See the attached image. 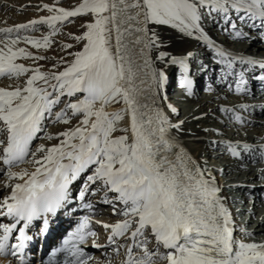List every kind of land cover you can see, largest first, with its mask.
<instances>
[{
    "label": "snow or ice",
    "instance_id": "6c2138e0",
    "mask_svg": "<svg viewBox=\"0 0 264 264\" xmlns=\"http://www.w3.org/2000/svg\"><path fill=\"white\" fill-rule=\"evenodd\" d=\"M59 3L60 0H56V4ZM129 6L141 8L140 4ZM142 7V24L167 25L187 36L198 33L209 48L215 49L217 63L226 69L231 70L233 63L239 60L249 67L264 70V61L234 56L218 47L204 34L200 23L205 17L217 23L222 20L226 26L224 31L231 28L233 36L242 37L245 33L237 30L236 22L239 21L264 34V0H142ZM108 8V0H82L72 10L44 5L43 9L50 15L30 21L33 27L49 26L51 35H55L57 25L69 18L88 14L94 18L93 22L83 25L87 29L83 35L74 37L77 42L86 41L82 50L72 54L74 60L64 71L51 76L16 63L20 58L43 59L16 47L21 40L34 48H47L51 44L50 36L42 41L19 35L11 38L13 32L28 30L29 25L0 29V34L9 37L0 39L3 44L0 47V77L14 79L29 71L33 73L23 88H0V122L7 131L0 162L8 168L9 181H22L5 184V188L11 187V193L0 199V218L10 221L0 222V255L22 257L31 239L27 230L32 222L45 217L47 231V215H56L58 209L70 202V186L83 176L85 183L79 192L80 200L85 199L86 193L95 195L98 188L112 194L111 199L106 195L102 202L112 204L113 213L125 217L113 225H103L111 232L109 244L126 235L131 241L124 264H158L159 260L167 264H264V242H255L254 234L246 229L240 237L234 234L232 217L218 195L219 190L205 177L204 169L183 151L176 154V164L169 163L165 167L164 162L157 160L151 136L158 133L159 140L168 144L169 127L178 128L179 125L170 126L163 112L157 110V127L146 131L145 123L150 126L152 120H142L140 107L131 95L133 90L121 84L125 80V68L117 59L124 57H113L108 47L105 34L108 18L103 15ZM138 31L144 32L147 48L160 47L155 33L149 34L146 27ZM167 55L160 52L157 59L165 61ZM170 62L185 66V61L176 57ZM233 74L228 72V75ZM127 79L131 83V73ZM165 79L163 71L158 76L152 72L154 85L162 88ZM38 82H43V86ZM238 83L237 91L246 92L242 75ZM190 85L191 81L185 78L182 86L190 89ZM78 93L84 94L82 99L77 97ZM64 97H75L76 102L72 99L65 102ZM121 101L124 104L121 110L113 113L105 110ZM62 103L64 107L54 112ZM69 111L71 117L82 116L79 124L56 137L46 136L48 140L59 139L60 142L48 148L40 145L32 152L30 145L38 138L45 121L51 119L55 123L69 124ZM125 116L128 124L121 128L119 124ZM235 119L241 121L242 118L236 115ZM117 132L124 134L114 135ZM239 147L247 149L248 145ZM228 150L233 156L239 155L232 145H228ZM37 154L42 155L36 158ZM29 155L32 159L26 160ZM25 162L33 164L34 171L11 170ZM117 205L122 207L117 208ZM87 227L85 220L73 234L78 243H83L86 235L95 236L94 232L85 233ZM14 233L17 242L10 244ZM149 233L157 245L151 251L147 247ZM160 246L166 250L164 253L159 252ZM93 247L100 245L93 242ZM136 251L142 255H135ZM73 255L78 258L77 264H87L86 259H79L85 255L79 248L74 247ZM21 264H26L23 258Z\"/></svg>",
    "mask_w": 264,
    "mask_h": 264
},
{
    "label": "bare ground",
    "instance_id": "6f19581e",
    "mask_svg": "<svg viewBox=\"0 0 264 264\" xmlns=\"http://www.w3.org/2000/svg\"><path fill=\"white\" fill-rule=\"evenodd\" d=\"M118 1L120 0H110V7L108 10L110 9L111 12L117 10V8L114 6H117ZM130 2L132 4L141 5V8L139 9L134 7V10L137 12V14L140 13L138 15L140 19L138 22V28L141 29L146 27L150 30L149 34L155 33L158 37L160 47L153 45L151 49L147 48L146 38L143 31H139L138 34H136V40H134L135 43H132V46H125L124 39L122 41H118L119 43L117 42L118 54L124 57V59L120 62L123 63L125 68V80L121 82L122 86L124 88H131L133 90L131 95L137 106L142 104L143 108H145L150 103L147 99L150 92L146 90L144 87L145 84L142 81V78H140L142 77L140 76L141 69L145 68V66L142 67L141 65V53L144 55L147 54V60L149 59L148 63L150 62L153 70L157 73V76L161 71L164 72L165 76L170 77L171 75H174V71L180 68L183 70L185 77L181 80L184 81L185 78H187L191 81V85L189 89L188 87H184L180 84L181 86L177 91V99L179 100L181 96H183L184 90H186L191 97V102L185 106H182L178 110L179 115L177 114V116H179V119L177 122L171 124L168 121L170 126L179 125V127H169L167 139L170 138L175 140L178 145L188 154V156L191 157L192 161H195L197 165L205 170V177L211 180L213 183L216 182V180L213 177L214 174L212 170L208 168V157L215 159L214 165L217 168L218 173H221L219 176V179L221 180V188L219 189L218 186L217 189L219 190L218 195L222 203L228 209L229 214L233 219H235V221L236 217L241 214V218L236 221L237 226L240 227V230L242 228V230L246 229L248 233H253L255 242H264V190H257L262 188H258V184H256L257 179H264V147H262L264 146V119L261 120L263 124L260 125L259 130L257 129L254 131L253 128L250 127V125H256L252 124V121H257L259 123L260 118L256 119V116H259L258 110H260L261 113V110L264 111V109L256 105L257 103H264V94H261V99H257V102H253V100L249 97V92L252 91V87L255 85V83L264 81V78H261V80L258 78L262 75L264 76V70L260 69L259 67H249L248 65L241 63L239 60L233 63L231 70L226 69L223 65L217 63L218 57L215 56V49L209 48L207 41L201 40L198 33L194 32L192 36H187L184 33H181L178 29H174L167 25H155L151 23L144 25L141 23L143 20L144 11L142 7V0H126V2L123 3L127 10L128 8L130 9ZM123 3L121 1V4ZM201 11L204 10L202 9ZM119 12L121 13V9L120 11L117 10L114 12V15L122 19ZM128 12L129 13H126V15L130 17L127 19H133L134 16L131 15L130 10ZM200 23L204 34L218 47L225 48L234 56H243L246 58L261 56L259 59L264 61V34H262V30L260 31L258 29H253L249 26L246 28L247 24L240 23L242 28L239 31H243L245 35L242 37H233L229 30L224 31L226 26L222 20L217 23L209 21L207 17H205ZM108 24L110 27V20H108ZM116 24L119 26L122 23L120 21ZM111 25L113 27L112 22ZM216 29L222 31L220 38H216ZM251 30H254L255 34H258L263 38L259 40H252L250 38L251 34L249 33ZM139 40H143L144 42L139 45L136 43ZM140 46H143V49ZM114 49L115 48H113V50ZM160 52H165L168 54L165 61L157 59ZM255 52L256 54H254ZM188 53H191L192 55L189 56ZM195 56H199L201 58V60H197L200 62H196V60L194 61ZM172 57L183 59L185 61V66L182 67L179 64H172L170 62ZM135 63L136 66L134 65ZM189 64H191V66H189ZM147 68L150 69V65ZM137 69L138 71H136ZM229 71H232L235 74L228 75ZM129 73H131L132 76L131 83H129L127 79ZM241 75L242 78L245 79L244 86L247 89L246 92H238L237 88L240 85L235 88L231 84L233 79L229 82L230 78L237 79ZM249 78H251V82H248ZM205 81H207L209 84L207 91L211 92V94L210 96L205 95L206 97L201 98L199 102L196 103L194 99L196 88L200 87L201 85L204 86ZM228 83H230L232 87L228 86ZM250 83L253 85L251 86ZM166 89L167 88L165 87L160 88L156 86L155 91L157 94V101H155L154 104L157 110L162 111L168 120L169 113L166 110V106H170V98H163ZM251 102L254 103L252 106L250 105ZM224 103H227L230 108L224 107ZM117 104H119V106H123L124 108L122 101L115 103V105ZM219 112L222 113V117L217 116ZM236 115H239L242 118L241 121H237L235 119ZM215 119H217V122H214ZM127 124L128 117L125 116L124 120L120 122L119 127H126ZM118 133L120 132L114 133V135H118ZM152 142L157 143L160 152L164 151V158L162 157L161 159H158L156 157L158 161H162L163 159L167 158L166 161H168V163H177L176 154H178V151L176 148H174V146H172V144H169V141L168 144H165L159 139H155V141ZM226 143L234 146L239 155H231L227 147L228 144ZM245 144L248 145L247 149L239 147ZM34 167L29 171H34ZM80 179L75 181L70 186L72 193L71 196L76 194L80 184ZM101 191L102 190L97 189L95 191V195ZM231 192L237 193V200L231 201L230 203L228 202V196ZM104 194L112 195L111 193ZM95 195L86 193L85 199L83 200L86 202L85 205H88L92 198L98 196ZM233 202L236 204V206L232 205ZM108 205L109 204H107V206ZM236 207H240L238 208L239 214L233 211ZM104 208V206L101 207L100 213L104 211ZM91 209L92 207L90 210ZM77 210H79V214H83L84 210L81 207L77 208ZM246 214L249 215V220H247V224L244 225L245 223L243 222ZM241 232L237 233L235 231L237 235H241ZM148 239L149 243L147 247L149 249H155L157 245L154 237H152L150 233L148 234ZM123 240L126 242L125 246L128 248L129 244L131 243L128 236H126V238ZM123 240H120L119 243ZM245 242L252 241L246 240ZM127 248L125 249V252L122 256L123 258L126 256ZM160 250L161 246L159 247V252H161ZM165 251L166 250L161 253H164ZM125 259H127V256ZM2 263L17 264L14 258L9 260H1L0 264ZM165 263L167 264V262ZM119 264H124V261Z\"/></svg>",
    "mask_w": 264,
    "mask_h": 264
},
{
    "label": "rangeland",
    "instance_id": "374dc122",
    "mask_svg": "<svg viewBox=\"0 0 264 264\" xmlns=\"http://www.w3.org/2000/svg\"><path fill=\"white\" fill-rule=\"evenodd\" d=\"M121 1L122 0L118 1L117 6H114V7H116L118 11H120V9H121V13L120 12L119 13H120L122 19H120L116 15H114V12H116L117 10H114L111 12V10L109 9L108 11L103 13V15L105 17H107L108 20H110V27H109L108 22L105 26L106 27V33L105 34H106V37L108 38V47H109V50H110L111 54L113 55V57H122L121 55L118 54V51H117V48H118L117 42L118 41H120V40L122 41L124 39L125 40V42H124L125 46H128V47L132 46V43H135L134 40H136V38H135L136 34H138V32H139L138 31V29H139L138 28V22L140 19H139L137 12L134 10V7H130V9L128 8V10H127V8L125 7V5L123 3V2H126V0H123V2H122L123 4H121ZM81 2H82V0H60V3L56 4V0H0V29H4V28L15 29L18 25H29L28 30H22L20 33L13 32L11 34V38H15L17 35H19L20 37L28 36L32 39L42 41L45 36H50L51 44L47 48H39V49L34 48L30 44L24 43L23 40H21V42L16 47L24 48L26 50V52L31 54L32 57H43V59H35L34 60L31 58H29V59L20 58V59H17L16 63L22 64L24 67L29 68V69H39V71L41 73H44V74L49 75V76H51L53 74H58L59 72L64 71L65 68L67 66H69L71 64V62L74 60V56L72 54L81 51L84 43H86V41L77 42L74 39V37L81 36V35H83L84 32L87 31V29L85 27H83V25H85L87 23H91L94 21V18L92 17V15L88 14L85 16H78V17L69 18V21L64 22L63 24L57 25V31H56L55 35H51L52 29L49 26H47V25H36L33 27L32 25H30V21L39 20L41 17H46V16L50 15V13H48L46 10L43 9L44 5H49V6L56 5L58 7H63L66 10H72L73 8L78 6ZM109 2H110V0H108V4H109ZM129 5H132V3L130 2ZM109 7H110V4H109ZM124 8H125V10H124ZM129 10L131 12V15L134 16L133 19H131V20H128L127 18L130 16L126 15V13H129L128 12ZM122 11H124V12H122ZM119 13H118V15H119ZM110 16H111V18H110ZM113 16H114V19L112 18ZM120 21L122 24H120L118 26V24H116V23H118ZM111 22L113 23V27L111 25ZM236 23H237V30H241V28H242V26L240 24L241 22L237 21ZM247 27H248V25H246V28ZM115 29H117V30H115ZM228 30H229V32H231V35H232L233 30L231 28H228ZM215 32H216V38H220L222 31L216 29ZM254 32H255L254 30H251L249 32L251 34L250 38L252 40H259V39L263 38L262 36L255 34ZM8 38L9 37H4L2 34H0V39H8ZM143 42H144L143 40H139L138 44L140 45ZM127 43H131V44H127ZM66 45H71V47L66 48L65 47ZM0 47H3L2 43H0ZM140 47H142V49H143V46H140ZM113 48H115V49L113 50ZM254 54H256V52ZM140 56H141L142 67L145 66V68H142V69L140 68L141 69L140 76H142L140 78H142V81L145 84L144 87L146 88V90L148 92H150V94L148 95V98H147L150 103L145 108H143L142 104H139V107H141L140 112L142 113V117H141L142 120H144L145 122H147L149 119L152 120V124L150 126L147 123H145L146 131L151 132L153 129H155L157 127L155 124V120H154L157 109H156L155 104L152 103V100H154V102L157 101V94L155 91V88L157 85H154L152 82V72L154 71L152 66L150 69L147 68V67H149L147 55H144L141 53ZM259 57H261V56H258V57L253 56V58H255L257 60H260ZM195 60H196V62H200L197 60H201V58L199 56H195L194 61ZM146 61H147V63H146ZM260 61H262V60H260ZM120 62H121V60L117 59V63L119 64ZM134 65L136 66V63ZM189 66H191V64H189ZM136 71H138V69ZM182 71L183 70L180 68V69L174 71V75H171L170 77L165 76L166 79H165L163 88L165 87L167 89L164 93L163 98L164 99L170 98V106L167 105L166 110L169 113L168 114V121L171 124L178 121V119H179V116H177V114L179 115L178 110L182 106H185L189 102H191V99H190L191 97L189 96V94L186 90H184L183 96H181V98L179 100L177 99L178 98L177 97L178 96L177 91H178V88H180V86L182 85V81H183V80H181V76L183 75ZM32 74L33 73L31 71H29V72L25 73L24 75H22L18 78H14V79L9 78L7 76L0 77V88H3L5 90H13L16 87L23 88L25 86L26 80ZM232 79H234V78H230L229 82ZM173 80H174V84H173ZM248 82H251V78H249ZM38 83L41 86H43V82H38ZM52 83H54V81H52ZM229 84L230 83H228V86L232 87V85H229ZM250 85L252 86L253 84L250 83ZM167 86H170V87H167ZM208 86H209L208 82L205 81L204 86L201 85L200 87L196 88L195 98H194L196 103L199 102V100L201 98H204L208 95L210 96L211 92L207 91ZM83 96H84V94H82V93L77 94V97H79L80 99H82ZM62 99L65 102H67L69 99H72L73 102H76L75 97L74 98L64 97ZM253 104L254 103H251L250 105L252 106ZM114 105H115V103H112L111 105L107 106L105 110L108 113H113V112L119 111L123 108V106H121V105L119 106V104H117L115 106ZM256 106H259L260 108L264 109V103H257ZM63 107H64L63 103L58 105L54 109V112L60 111ZM97 107H99V105H97ZM224 107L230 108L227 103H224ZM172 109H175L176 112L172 111ZM141 110H143V111H141ZM263 113H264V111L261 110V113H260V110H258L259 116L258 117L256 116V119L260 118L259 123L257 121L251 122L252 124H256V125H250V127L253 128L254 131L257 129L259 130L260 125L263 124V122L261 121L264 119ZM68 115H69V117H71L70 111L68 112ZM146 115H147V117H146ZM217 116L222 117V113L219 112V114H217ZM81 118H82V116L71 117V122L69 124L55 123L51 119L46 120L45 123L43 124V130L38 134V138L35 141H32V143L30 145L31 151L34 152L36 150V148L40 145H43L45 148H48V147H51L55 144H58L60 142L59 139L48 140L45 137L46 136L56 137L59 133L65 131V130H68L70 128L76 127L79 124V120ZM179 121H181V120H179ZM214 122H217V119H215ZM121 134H124V133H118V135H121ZM156 136H157V139H159L158 133L156 134ZM6 138H7L6 128L3 125V123L0 122V152H2V147H3L4 143H6ZM168 141H169L170 145L172 144V146H174V148H176L178 153H180L181 151L186 153L178 145V143L175 140L168 139ZM226 144H228V143H226ZM262 147H264V146H262ZM208 154H209V151H208ZM41 155L42 154H37L36 158H40ZM31 159H32L31 155H29L26 158V160H31ZM166 159L167 158L162 160V162L165 161L164 162L165 167H167L169 164L168 161H166ZM214 161H215V159L208 157V168H210V170H212V172L214 174L213 177L216 180V185H217V187L219 186V189H220L221 188V180L219 179V176L221 175V173H218L217 168L214 165ZM33 167H34L33 164L25 162V163L20 164L17 167H13L11 170L14 172H20L22 170H26V171L30 172L29 170ZM7 171H8L7 166L3 165V163L0 162V199H2L3 197H5L8 194L10 195L11 187L5 188V184L14 185L16 183H22L19 180L9 181L7 176H6ZM209 173H211V172H209ZM88 174H90V173H88ZM84 181H85L84 177H81L80 184H79L78 188L79 187L81 188ZM256 184H258L257 185L258 188H262V189H257V190H260V191L264 190V179H261V180L257 179ZM250 193H252V192H250ZM104 196H106V195L104 194ZM236 196H237V193L231 192L228 196V202L231 203V201L237 200ZM232 205L236 206V204H234V202L232 203ZM238 208H240V207H236L233 210L237 214H239ZM104 210H105V208H104ZM104 213H106V212L104 211ZM106 215L108 218H113V215H111L110 213L109 214L106 213ZM240 218H241V214H239L236 217V221H238ZM248 218H249V215L246 214L244 222H243V223H245L244 225L247 224L246 221L249 220ZM232 220H234V222H236L235 219L232 218ZM235 235L237 237L241 236L240 234L237 235V233ZM149 250L151 251L153 249L150 248ZM139 255H142V254H139ZM115 259H117V258H115ZM1 260H5V259L1 258L0 261ZM122 262H120V263H122ZM165 262L166 261L159 260L158 264H166ZM7 264H11V263H7Z\"/></svg>",
    "mask_w": 264,
    "mask_h": 264
}]
</instances>
